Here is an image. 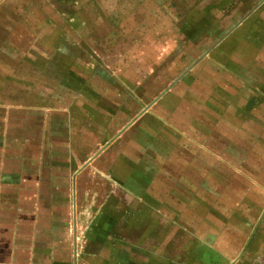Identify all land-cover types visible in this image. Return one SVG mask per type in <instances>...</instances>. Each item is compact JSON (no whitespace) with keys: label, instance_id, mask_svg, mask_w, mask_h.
<instances>
[{"label":"crops","instance_id":"crops-1","mask_svg":"<svg viewBox=\"0 0 264 264\" xmlns=\"http://www.w3.org/2000/svg\"><path fill=\"white\" fill-rule=\"evenodd\" d=\"M179 2L0 0V264H113L115 211L122 247L162 215L220 244L264 183V0Z\"/></svg>","mask_w":264,"mask_h":264},{"label":"rangeland","instance_id":"rangeland-1","mask_svg":"<svg viewBox=\"0 0 264 264\" xmlns=\"http://www.w3.org/2000/svg\"><path fill=\"white\" fill-rule=\"evenodd\" d=\"M158 1L165 5L162 10H171L177 16L188 10H195L180 4L179 1L182 0ZM259 171V168L255 170L257 174ZM247 186L240 185V197L236 196L234 201L227 198L224 201L226 207L224 216L221 217L223 226L219 234L222 238V241H218L220 244L213 241L208 232L206 234L207 225L204 223L190 226V232L183 224L176 225L174 219L162 215L159 222L161 229L155 236V239L160 240L159 246H152L153 233H144L150 240L145 246L134 240L128 247H122L119 241L122 239L121 233L115 229L121 223L134 225L144 222L139 221L137 216H122L115 211L113 214L107 212L96 219L99 225H113V230L94 233L91 239L96 241V248L91 249V252L102 256L105 248L111 247L113 264H121L120 255L128 256L127 261L122 264H264V183L254 179L249 188ZM129 206H133V202ZM145 222L153 223V218L145 217ZM179 225L184 227V231L176 228ZM133 234L134 239L137 235L141 237V233ZM86 236L87 240L88 234Z\"/></svg>","mask_w":264,"mask_h":264}]
</instances>
